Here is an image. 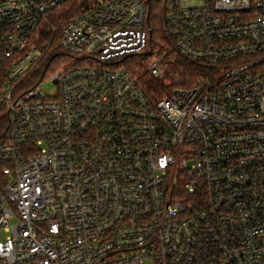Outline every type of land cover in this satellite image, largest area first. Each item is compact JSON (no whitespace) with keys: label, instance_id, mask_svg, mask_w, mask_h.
Here are the masks:
<instances>
[{"label":"built area","instance_id":"1","mask_svg":"<svg viewBox=\"0 0 264 264\" xmlns=\"http://www.w3.org/2000/svg\"><path fill=\"white\" fill-rule=\"evenodd\" d=\"M0 232V264H264V0H0Z\"/></svg>","mask_w":264,"mask_h":264},{"label":"trees","instance_id":"2","mask_svg":"<svg viewBox=\"0 0 264 264\" xmlns=\"http://www.w3.org/2000/svg\"><path fill=\"white\" fill-rule=\"evenodd\" d=\"M152 48L154 49V46ZM147 52L149 53V51ZM147 52H145V54H147ZM53 55H59L58 57H61V61H65L67 59L65 56L63 58V55H65V53L55 45H53L52 51L50 53V56ZM169 55L173 54L170 53ZM149 58L150 55H129L124 60V64L130 71V73L137 79L147 95L155 99L157 97L165 95L167 93V88L149 73L147 66ZM175 60L176 67L178 68L179 73L183 78V83L188 84L190 79L192 78L191 76L197 73V67L177 56H175Z\"/></svg>","mask_w":264,"mask_h":264},{"label":"rangeland","instance_id":"3","mask_svg":"<svg viewBox=\"0 0 264 264\" xmlns=\"http://www.w3.org/2000/svg\"><path fill=\"white\" fill-rule=\"evenodd\" d=\"M166 48H168V46L166 47ZM169 49V48H168ZM173 54V53H172ZM164 56H166V59H168L169 58V60L170 61H173L174 60V62L176 61L175 60V56H177V55H175V54H173V55H164ZM168 57V58H167ZM178 57V56H177ZM70 60L69 59H67V60H65V61H63V62H59V65H61V64H63V63H65V62H69ZM71 61H73V60H71ZM149 61V60H148ZM148 63V62H147ZM176 63V62H175ZM56 91V88L55 87H51L50 88V93L52 94V93H54ZM0 235H4L3 233H1L0 232Z\"/></svg>","mask_w":264,"mask_h":264}]
</instances>
